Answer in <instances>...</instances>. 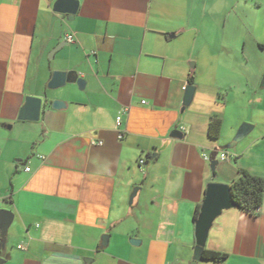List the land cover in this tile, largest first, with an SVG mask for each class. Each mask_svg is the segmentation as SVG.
Instances as JSON below:
<instances>
[{"label":"crops","instance_id":"crops-1","mask_svg":"<svg viewBox=\"0 0 264 264\" xmlns=\"http://www.w3.org/2000/svg\"><path fill=\"white\" fill-rule=\"evenodd\" d=\"M57 1L0 0L3 264H190L207 186L264 180V0ZM54 72L83 85L49 89ZM203 249L226 259L198 264H264V191L255 213L222 210Z\"/></svg>","mask_w":264,"mask_h":264},{"label":"water","instance_id":"water-1","mask_svg":"<svg viewBox=\"0 0 264 264\" xmlns=\"http://www.w3.org/2000/svg\"><path fill=\"white\" fill-rule=\"evenodd\" d=\"M55 10L59 13H64L68 15H75L78 2L76 0H58L56 3ZM76 83L78 86L83 85V81L78 79L75 72H54L50 82L48 83L49 89H57L63 87L66 83ZM193 87L187 86L185 88L184 98H183V108L188 106L193 95ZM42 101L41 99L29 97L26 99V106L21 112L27 115L28 119L36 120L39 117L41 110ZM52 108L56 109L60 106L57 101L52 103ZM251 130V126L248 124H243L238 130L233 143L228 145L226 149L232 148L237 142L241 141ZM171 137L182 139L183 135L174 130L171 132ZM215 161L211 162V170L215 169ZM136 194V189L130 197L129 203L132 202L133 197ZM235 208V205L230 199V187L223 184H209L206 188L205 198L200 207L199 215L195 222V239L196 245L193 250V258L190 264H198L202 262V252L205 239L207 236L208 228L211 222L217 217L220 212L224 209ZM13 214L6 210H0V237L1 244L5 241L6 231L11 224ZM107 236L102 237V244L106 246ZM4 263V259L0 258V264Z\"/></svg>","mask_w":264,"mask_h":264},{"label":"trees","instance_id":"trees-1","mask_svg":"<svg viewBox=\"0 0 264 264\" xmlns=\"http://www.w3.org/2000/svg\"><path fill=\"white\" fill-rule=\"evenodd\" d=\"M219 132V122L211 121L208 126V135L216 138ZM264 191V180L262 178L251 175L245 170L238 171V178L230 185V199L235 208L248 213H255L262 204V196ZM201 205L195 210L194 219L196 220ZM226 259V254L203 250L202 260L222 263Z\"/></svg>","mask_w":264,"mask_h":264},{"label":"built area","instance_id":"built-area-1","mask_svg":"<svg viewBox=\"0 0 264 264\" xmlns=\"http://www.w3.org/2000/svg\"><path fill=\"white\" fill-rule=\"evenodd\" d=\"M65 42L66 43H73V37H72V35H68V36H66V38H65ZM141 104H145V102L143 101V102H141ZM120 120H121V116L119 115V116H117L116 117V120H115V122H116V125H119L120 124ZM119 138H121V135L119 136ZM205 159L206 160H208V158L207 157H205ZM229 159V157H228V155L226 154V152H221L220 154H219V157H218V160L219 161H221V162H225V161H227ZM29 170V168H26L25 169V171H28ZM19 248H21V247H19Z\"/></svg>","mask_w":264,"mask_h":264}]
</instances>
